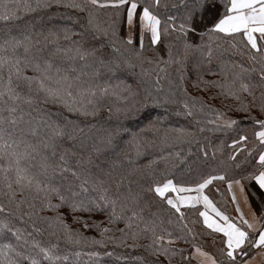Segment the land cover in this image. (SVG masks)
<instances>
[{"label": "snow or ice", "instance_id": "1", "mask_svg": "<svg viewBox=\"0 0 264 264\" xmlns=\"http://www.w3.org/2000/svg\"><path fill=\"white\" fill-rule=\"evenodd\" d=\"M199 93L233 103L222 110ZM150 106L165 115L148 117L142 132L161 133L170 115L186 124L163 129L173 150L158 158L160 178L142 183L133 160L155 142L121 118ZM245 119L259 129L251 139ZM206 130L228 135L226 159L216 158L226 141L207 150ZM215 181L226 182L236 216L210 198ZM205 233L207 249L192 243ZM128 239L152 257L145 264L264 255V0H0V264H66L81 252L62 255L60 241Z\"/></svg>", "mask_w": 264, "mask_h": 264}, {"label": "trees", "instance_id": "2", "mask_svg": "<svg viewBox=\"0 0 264 264\" xmlns=\"http://www.w3.org/2000/svg\"><path fill=\"white\" fill-rule=\"evenodd\" d=\"M61 12L65 13H71L72 10L70 9H61ZM82 15V14H81ZM52 23L58 24V23H68L67 20L62 19L61 17L55 18ZM148 41L147 38L145 39V45L147 46ZM150 54V53H149ZM163 54V53H162ZM138 71V69H137ZM30 74V73H29ZM188 75L191 76V68H189ZM127 74H125L122 79H126ZM205 79H217L216 76H209L205 75ZM129 83H132L131 80L128 81ZM187 83V82H186ZM188 90L193 95H197L198 93L194 91L191 84H188ZM216 89H213V92H216ZM204 97V99L212 104L214 107H219L222 110H224L225 104H232L233 101L231 99H224L223 97H217L216 99H209V95L207 93H199ZM108 104H117V102L114 98H110L107 101ZM172 109L169 108L168 111H171ZM239 114V113H238ZM237 113H229V115H238ZM105 112H101L100 116H105ZM165 115V107L163 106H150L147 110L143 111L141 114L133 117H129L127 119L121 118V122L125 124V126L129 129L132 133H139L140 136H142L146 141H154L153 146H149L144 153L139 158H134L133 163L134 165L139 167V176H142L144 179L141 181L142 183L149 181L152 178H160V175L163 173V169L166 167V165L160 161L158 158L162 155H165L168 151L173 150L169 147L162 144V135H163V129L168 128L169 126L176 127L180 125H185L186 120L184 117L170 115L168 116L167 120L163 121L161 124V133L155 134L151 132H142L141 130L145 128V125L148 123V117H156V116H163ZM241 127L246 128L248 135L250 139L252 138V132L253 128H256L258 131V128L253 125L250 121L245 119L242 122ZM203 136H206L208 138L207 143V150L211 152L213 148L217 145H219L222 141H226L223 151L217 152V159H226L227 155L232 151L231 148L228 146L230 145L231 141L227 134H221L220 132H212L206 130L203 134ZM192 152H197V146L192 145L191 146ZM184 151L187 153V146H184ZM155 161V164H152L150 167V162ZM170 167V166H169ZM184 171L178 172L175 168L170 167V172L175 173V176H184L185 173L188 172L187 166H183ZM155 172V177L152 176V172ZM139 178V177H137ZM169 178H173L171 175ZM187 178V177H185ZM225 181H215L213 185L209 186L208 192L211 194H218L216 192V189L225 184ZM222 193V190H220L219 194ZM63 211V210H62ZM86 215V214H85ZM96 220H104L105 217L101 215H96L94 217ZM196 216H191V214L188 215V220L192 221L195 220ZM69 223H71V216L68 217ZM201 225V224H198ZM191 226V225H190ZM202 226V225H201ZM75 227V225H74ZM118 227L123 228V223L119 224ZM197 232L199 233L197 226L195 225ZM170 230L175 231L174 226L170 228ZM85 235L87 236H95L97 239H100V234L95 229L86 230ZM108 235H115L119 237L121 234L119 232L115 233H109ZM45 243H47L48 240H52L55 242L54 237H49L47 234H45L43 237H41ZM200 239V235L196 236L195 241H192V243H197ZM216 240H219V235H217ZM138 244H147L149 243L148 240L142 239L137 242ZM61 244V254H68V253H75L77 251L81 252V255L79 257H76L75 255H70L69 261L66 262V264H145V259L151 260L152 257L146 252V250L143 247H131L133 244V241L131 239H128L126 243L120 244L118 242H112L107 241L105 245H87V246H76V245H69L67 248L64 246V242L60 241ZM174 247H182L186 250H190V245L184 243L183 241H177ZM207 246L205 248L207 249ZM99 252V256H89L87 253L90 252ZM107 253H111V255H108ZM185 255H187V251L185 252ZM161 259H164L161 257ZM174 264H180L179 260L174 262Z\"/></svg>", "mask_w": 264, "mask_h": 264}, {"label": "rangeland", "instance_id": "3", "mask_svg": "<svg viewBox=\"0 0 264 264\" xmlns=\"http://www.w3.org/2000/svg\"><path fill=\"white\" fill-rule=\"evenodd\" d=\"M243 113H239L236 116H243ZM259 130V129H258ZM220 190H222V193H218V194H211L208 192V190H206L209 194H210V198H212L214 200V202L217 203V206L221 208L222 211H225L226 214L232 215L234 213V204L230 201V193H228L227 191V185L226 183L223 184L222 186L219 187ZM222 194V195H221ZM194 216V215H191ZM197 229L199 232H202V226L201 225H196ZM213 239V237L207 235L206 233L204 235H200V239L197 240L198 243H201L203 246L208 245L211 240Z\"/></svg>", "mask_w": 264, "mask_h": 264}, {"label": "crops", "instance_id": "4", "mask_svg": "<svg viewBox=\"0 0 264 264\" xmlns=\"http://www.w3.org/2000/svg\"><path fill=\"white\" fill-rule=\"evenodd\" d=\"M243 207V205H242ZM245 212H247V209H244ZM236 212H235V205H234V213L231 216H236ZM251 264H264V255H254V257L252 258Z\"/></svg>", "mask_w": 264, "mask_h": 264}]
</instances>
